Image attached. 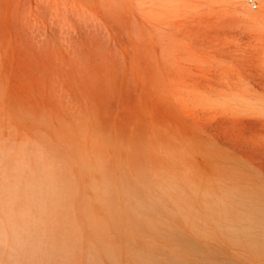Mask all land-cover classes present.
<instances>
[{
	"label": "rangeland",
	"instance_id": "obj_1",
	"mask_svg": "<svg viewBox=\"0 0 264 264\" xmlns=\"http://www.w3.org/2000/svg\"><path fill=\"white\" fill-rule=\"evenodd\" d=\"M0 264H264V0H0Z\"/></svg>",
	"mask_w": 264,
	"mask_h": 264
},
{
	"label": "built area",
	"instance_id": "obj_2",
	"mask_svg": "<svg viewBox=\"0 0 264 264\" xmlns=\"http://www.w3.org/2000/svg\"><path fill=\"white\" fill-rule=\"evenodd\" d=\"M251 2V1H250Z\"/></svg>",
	"mask_w": 264,
	"mask_h": 264
}]
</instances>
